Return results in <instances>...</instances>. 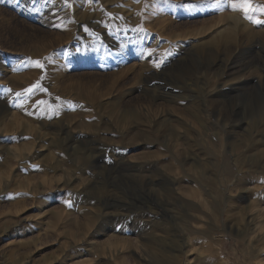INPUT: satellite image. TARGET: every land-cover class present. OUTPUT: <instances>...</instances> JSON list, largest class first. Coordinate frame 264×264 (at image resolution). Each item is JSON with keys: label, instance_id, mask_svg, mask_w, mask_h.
Wrapping results in <instances>:
<instances>
[{"label": "rangeland", "instance_id": "obj_1", "mask_svg": "<svg viewBox=\"0 0 264 264\" xmlns=\"http://www.w3.org/2000/svg\"><path fill=\"white\" fill-rule=\"evenodd\" d=\"M261 6L0 0V264H264Z\"/></svg>", "mask_w": 264, "mask_h": 264}, {"label": "snow or ice", "instance_id": "obj_2", "mask_svg": "<svg viewBox=\"0 0 264 264\" xmlns=\"http://www.w3.org/2000/svg\"><path fill=\"white\" fill-rule=\"evenodd\" d=\"M225 3L230 4L233 9H236V8L242 9L246 18H250L249 17L250 12L256 11V9L253 7V0H216V7H220L222 4H225ZM259 10L261 12H264V6H261ZM252 22L255 24L264 23V21L259 20V19H254V20H252ZM31 64L36 66V67H40V68L43 67V64H41V62L38 60L37 61H31ZM156 66L159 67V64H157ZM35 89L45 91L44 89L40 88V84H39V82H37V83L33 84L30 88L25 89L23 93L18 92L15 95L17 97H19L21 95H30L33 93V90H35ZM8 91H11V90H8ZM36 105H44V106H46L48 112H50V113L54 112L55 114H58V112H55L54 106L48 104V102L45 100L37 101ZM36 105H34V106H36ZM43 111H44V109L41 110L42 114H43Z\"/></svg>", "mask_w": 264, "mask_h": 264}, {"label": "bare ground", "instance_id": "obj_3", "mask_svg": "<svg viewBox=\"0 0 264 264\" xmlns=\"http://www.w3.org/2000/svg\"><path fill=\"white\" fill-rule=\"evenodd\" d=\"M11 121H12V120H11ZM25 126H26V125H25ZM23 148H26V145H25L24 147H22V149H23ZM17 150H18V149H17ZM8 153H9L10 156H14V157H15L16 155H18L17 153H13V152H8ZM250 167H251V166H250ZM182 264H186V263H182Z\"/></svg>", "mask_w": 264, "mask_h": 264}]
</instances>
